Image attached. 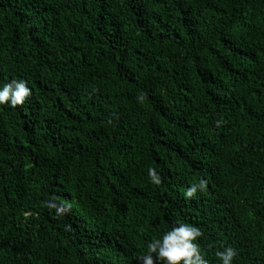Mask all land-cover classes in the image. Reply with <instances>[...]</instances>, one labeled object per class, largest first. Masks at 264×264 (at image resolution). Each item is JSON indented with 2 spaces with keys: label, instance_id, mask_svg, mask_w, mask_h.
<instances>
[{
  "label": "trees",
  "instance_id": "16d2710c",
  "mask_svg": "<svg viewBox=\"0 0 264 264\" xmlns=\"http://www.w3.org/2000/svg\"><path fill=\"white\" fill-rule=\"evenodd\" d=\"M13 78L0 264H142L178 222L209 264H264V0H0Z\"/></svg>",
  "mask_w": 264,
  "mask_h": 264
},
{
  "label": "clouds",
  "instance_id": "9594fccd",
  "mask_svg": "<svg viewBox=\"0 0 264 264\" xmlns=\"http://www.w3.org/2000/svg\"><path fill=\"white\" fill-rule=\"evenodd\" d=\"M32 95V89L28 81L13 78L10 82L0 86V106L11 109L23 107ZM138 99L143 100V97ZM150 183L159 186L162 183L161 176L156 168L147 170ZM207 190V181L203 178L198 183H193L184 191V199L195 198L197 192ZM50 207H56L55 204ZM62 211L61 208L57 209ZM204 233L195 225L178 222L167 230L159 238L147 243L146 251L138 259L142 264H209V260L202 252L199 240ZM155 254V255H154ZM218 264H234V258L238 255L235 248L228 246L215 253Z\"/></svg>",
  "mask_w": 264,
  "mask_h": 264
},
{
  "label": "bare ground",
  "instance_id": "6f19581e",
  "mask_svg": "<svg viewBox=\"0 0 264 264\" xmlns=\"http://www.w3.org/2000/svg\"><path fill=\"white\" fill-rule=\"evenodd\" d=\"M250 243H252V242H250ZM254 249V248H253ZM90 250V249H89Z\"/></svg>",
  "mask_w": 264,
  "mask_h": 264
}]
</instances>
